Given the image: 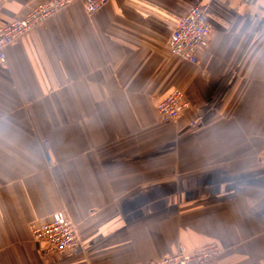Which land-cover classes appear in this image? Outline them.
Returning <instances> with one entry per match:
<instances>
[{
	"label": "crops",
	"instance_id": "obj_1",
	"mask_svg": "<svg viewBox=\"0 0 264 264\" xmlns=\"http://www.w3.org/2000/svg\"><path fill=\"white\" fill-rule=\"evenodd\" d=\"M42 1L6 0L0 24ZM193 4L211 25L198 64L169 52ZM177 88L188 107L163 122ZM262 151L264 0L66 6L0 63V264H143L208 243L215 264H264ZM56 211L79 234L63 254L31 234Z\"/></svg>",
	"mask_w": 264,
	"mask_h": 264
},
{
	"label": "built area",
	"instance_id": "obj_2",
	"mask_svg": "<svg viewBox=\"0 0 264 264\" xmlns=\"http://www.w3.org/2000/svg\"><path fill=\"white\" fill-rule=\"evenodd\" d=\"M6 0H0L1 7ZM109 0H44L32 7L23 17L0 24V63L6 60V48L17 37L44 23L49 17L74 3H80L87 14L97 12ZM211 25L203 7L193 4L177 20L170 41L169 52L191 64H198L199 51L208 46ZM188 107L182 89H175L160 100L156 109L163 122L177 119ZM48 164L52 162L46 153ZM264 167V151L258 157ZM33 240L43 243L48 253L63 254L79 246V234L76 224L64 211H56L50 221L31 230ZM221 249L214 243H208L194 250L184 247L168 256L143 264H215Z\"/></svg>",
	"mask_w": 264,
	"mask_h": 264
}]
</instances>
